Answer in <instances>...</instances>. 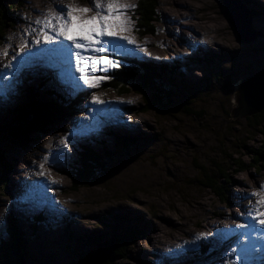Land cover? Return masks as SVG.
<instances>
[{
  "label": "rangeland",
  "instance_id": "1",
  "mask_svg": "<svg viewBox=\"0 0 264 264\" xmlns=\"http://www.w3.org/2000/svg\"><path fill=\"white\" fill-rule=\"evenodd\" d=\"M6 1L16 7L9 15L0 11V26L8 24L0 39V61L6 59L0 63V153L13 168L8 173L9 189L3 190L0 183V245L11 237L8 231L13 215L20 227L32 235L28 264L57 261L74 264L78 253L76 242L67 238L69 233L79 241V237L96 226L107 231L115 223L114 215H121L126 219L121 221L123 225L146 228L148 240L130 244L125 258L113 264H227L229 260L235 264H264V226L242 215L255 202L245 197L264 184V160L257 172L255 168L243 172L234 163V159L251 163L253 150L264 149V134L251 128L249 123L255 120H249V116L232 117L233 109L238 106L239 83L229 87L232 81L239 82L264 69V0H226L249 13L250 32L256 36L250 43L240 41L226 13L225 0H159L155 30L149 34L138 20L139 0H124L135 5L128 16L133 22L129 33L137 43V50L119 47V51L105 53L119 64L107 71L94 72L95 76L106 77L94 88L84 85L74 68L65 70L55 66L68 67L60 61L42 57V61L50 63L38 60L33 67L20 69L13 60L16 53H29L35 47L28 33L17 30L14 24L22 17L23 20L30 17L31 27L27 30L31 33L30 29L36 27L34 21L42 19V13L57 11L71 0H28L32 2L30 6L25 4L26 0ZM76 2L83 7L91 4L90 0ZM23 27L27 31V26ZM25 43L28 50L21 51ZM107 47L111 49L112 45ZM5 50L7 55L3 54ZM216 55L232 58L211 61ZM132 62L137 69L145 63L180 68L175 74L167 73L172 82L165 88L159 85L145 93L137 86L124 94L108 88L112 72ZM169 87L178 93L173 94ZM30 89L36 90L42 104L52 101V92L61 95L58 102L64 98L76 100L83 95L78 107L68 113L57 130H37L31 141L19 143L7 127L17 126L14 112L20 104L28 103L26 93ZM154 94L161 96L159 107L144 111L147 100L153 99L149 96ZM189 97L190 104L183 102ZM116 108L123 119L120 124L110 120L109 115ZM261 129L264 131V126ZM119 135L137 139L134 144L127 143L132 155L126 157L117 152L118 147H124L117 145ZM87 145L102 155L115 152L114 165L98 181L74 189L65 170L78 164L80 152ZM199 165L209 169L215 183H222L221 190L216 192L196 183L202 176ZM28 166L30 173L26 170ZM221 166L227 168L228 180L221 177ZM3 170L0 167V175ZM42 170L53 184L43 186L40 195H27L32 192L29 181L40 179ZM41 178L47 182L46 177ZM21 179L26 181L24 186L16 183ZM17 191L22 198L17 196ZM17 203L25 205L18 207ZM41 213L45 218L34 232L30 226ZM239 224H255V231L238 228ZM69 228L72 232H68ZM158 228L163 240L176 237L181 238L172 242L176 246L189 243L174 252L175 259L168 260L155 252L154 247L159 244H155L154 231ZM201 233L206 238L197 239ZM237 241L241 243L234 245ZM45 242L51 243L57 261L50 255L42 258L41 243ZM205 243L209 253L203 252L201 246Z\"/></svg>",
  "mask_w": 264,
  "mask_h": 264
},
{
  "label": "trees",
  "instance_id": "2",
  "mask_svg": "<svg viewBox=\"0 0 264 264\" xmlns=\"http://www.w3.org/2000/svg\"><path fill=\"white\" fill-rule=\"evenodd\" d=\"M159 0H139L137 12L139 14L138 20L140 21V25L143 26L144 31L146 33H152L155 30V21L157 20L158 14V6ZM15 4L11 2H3L0 11H4L6 15H9L11 10H14ZM256 16V13H253ZM7 22L5 25L0 26V39L4 33V28L7 26ZM223 58V60L227 61L228 58L226 55L215 56L211 61L219 60ZM239 60V58H236ZM178 65H170V67H165L164 65H156L153 63H145L143 64V68L137 69L134 63H129L126 66L119 67L113 72L112 80L108 84V88L115 89L118 93L124 94L129 92L133 88L139 87L138 90L141 92H145L148 89H152V87L161 86L167 87L168 84L172 82V80L167 76L169 72L171 75L175 74L179 71ZM254 72V71H253ZM251 73V72H250ZM241 80V79H240ZM239 80V82H240ZM238 81H232L229 87L234 88ZM184 84V82H182ZM171 86V85H170ZM44 86H42L43 88ZM171 88V87H169ZM157 89V88H156ZM172 91L174 90L171 88ZM176 90V89H175ZM30 92L27 91V99L28 103L23 106L20 104L19 108L15 110L16 114V122L17 126L14 128L7 127L10 130L11 137L21 143L23 141L29 142L31 141V135L35 132L40 131H50L57 130L61 124V121L68 117V113L72 112L75 107H78L79 100L82 96L76 100L63 99L61 100V95L52 92L54 95L51 98L52 101L49 100L46 104H42L40 101V96L36 93L35 89H30ZM140 92V93H141ZM173 94L176 95L177 91H173ZM157 96V97H156ZM52 97V96H51ZM149 97H153L150 101L147 100V105L143 108L144 111L156 109L159 107L158 100L161 97L159 94H154ZM191 97L186 98L183 102L190 104ZM64 101V102H63ZM162 105V104H160ZM261 117V120H257V118ZM249 120L253 119L256 121H250L251 128L254 130H258L264 134V131L261 129V126H264V110L255 115H251L248 117ZM4 128V127H3ZM6 128V127H5ZM5 130V129H4ZM117 145L124 146L118 147V153L122 152L126 157L132 155L131 148L127 146V143L132 142L134 144L137 142V139H131L126 136L119 135L117 136ZM25 142V143H26ZM124 149L123 151H121ZM255 156L251 163H244L241 160L234 159V163H238L240 166V170L245 172L251 168L260 169L261 163L264 160V149L253 150ZM115 152H108L105 155L100 154L96 149L91 146H85L82 148L80 152V157L78 160V164L73 166L70 170H65V173L72 179V188L77 189L82 185H87L92 182H96L99 180L100 176L112 171L113 168V158L115 157ZM111 160V161H110ZM0 167L3 170L2 175H0V183L1 188L5 191L9 189V179L8 173L13 168V165L6 159L5 156H2L0 153ZM199 172H202L201 178L196 180V183L204 186L208 189H212L216 192L221 190L222 183L216 182L214 180L213 174L209 172V169L199 165ZM220 175L223 179H227L230 177L227 168L224 166L219 167ZM11 217V215H10ZM127 217V216H126ZM45 218L44 214L41 213L34 223L31 224L32 231L36 232L39 223L43 221ZM115 223L107 231H101V229H97V226L91 230L89 233L85 234L84 237H79V241H76L72 233H69L67 236L69 241L76 242V253H78V257H76L74 264H94V254L102 248H105L107 251V257L102 264H113L120 259L125 258V253L128 249V246L134 242L145 239L146 228L142 226H136L132 228L129 225H123L121 221H126L125 217L121 215H114ZM100 220H103L100 218ZM10 228L8 231V239L3 240L0 245V264H28L26 262L27 257L30 255L28 248L30 247V236L25 229L20 227L18 219L13 215L10 218ZM122 225V226H121ZM129 226V227H126ZM68 232H72L71 228L68 229ZM67 232V233H68ZM72 244V243H70ZM208 243L203 244V252H208L204 247H208ZM94 247V248H93ZM89 248V249H88ZM97 248V250H95ZM211 252V250H210ZM209 253V252H208ZM206 254V253H204ZM210 258L212 254H210Z\"/></svg>",
  "mask_w": 264,
  "mask_h": 264
},
{
  "label": "snow or ice",
  "instance_id": "3",
  "mask_svg": "<svg viewBox=\"0 0 264 264\" xmlns=\"http://www.w3.org/2000/svg\"><path fill=\"white\" fill-rule=\"evenodd\" d=\"M93 7L80 6L76 0L59 6L57 11L42 13V19L34 21L36 27L31 29L37 35V39L31 43L49 45H64L62 50L67 51L70 57L75 58V71L79 73V80L89 88L97 87L100 80L106 77H98L94 72L107 71L109 68L118 66L119 61L108 58L105 53L110 50L119 51L120 41L134 44L135 41L125 33L131 31L133 23L128 16V11L135 5L127 4L124 0H92ZM90 13H92L90 15ZM107 38V39H106ZM112 45V49L107 47ZM28 50L27 43L21 45V51ZM30 53V50H28ZM4 55H7L5 50ZM16 53L13 60L19 56ZM7 65L6 67H11ZM96 100L95 97H93ZM96 102H99L98 100ZM66 147V145H65ZM245 199L253 200L254 203L245 209L246 215L255 224L264 226V184L259 190L252 192ZM255 224H239L238 228H252ZM247 235V233H242ZM206 238L203 233L197 239ZM235 252V249L232 250ZM227 264H235L229 260Z\"/></svg>",
  "mask_w": 264,
  "mask_h": 264
},
{
  "label": "bare ground",
  "instance_id": "4",
  "mask_svg": "<svg viewBox=\"0 0 264 264\" xmlns=\"http://www.w3.org/2000/svg\"><path fill=\"white\" fill-rule=\"evenodd\" d=\"M186 1V0H185ZM34 2V1H33ZM61 2V1H60ZM90 2H91V4H90V6H89V8H92L93 7V2H92V0H90ZM89 2V3H90ZM183 1H181V3H182ZM187 2V1H186ZM256 2V1H255ZM67 3V2H66ZM257 3V2H256ZM25 4L26 5H31L32 4V2L31 1H28V0H26V2H25ZM190 4V3H189ZM261 4V3H260ZM33 6V5H32ZM31 6V7H32ZM264 6V5H263ZM37 8V7H36ZM189 8V7H188ZM35 9V8H34ZM49 9V8H48ZM48 9H46V10H48ZM190 11V10H189ZM39 14V13H38ZM37 14V15H38ZM21 17V16H20ZM37 17V16H36ZM35 17V18H36ZM30 18V17H29ZM29 18H24V20H23V17L22 18H20V20H18V22L16 23V24H14V27L17 29V30H19V31H22V32H24V34L25 35H27V33H28V39L30 40V41H33V40H35V39H37L38 37H37V35L35 34V33H33V34H31L27 29L29 28V26L31 25L30 23H28L29 21H30V19ZM170 21V20H169ZM32 23V22H31ZM23 25L25 26H27L26 27V30L27 31H25V28L23 27ZM33 25V24H32ZM35 25V24H34ZM31 27V26H30ZM191 27V26H190ZM207 27H209V26H207ZM197 28H198V26H197ZM204 28V27H203ZM32 29V28H31ZM30 29V30H31ZM203 31V30H202ZM17 33V32H16ZM204 33V32H203ZM15 35V34H14ZM125 35H128V36H130L131 38L133 37V36H131L132 34H130L129 32H127V33H125ZM207 35H208V33H207ZM192 37V36H191ZM206 37H208V36H206ZM15 38V37H14ZM19 39V38H18ZM42 39V38H41ZM107 39V38H106ZM13 40H15V39H13ZM21 40V39H20ZM19 40V41H20ZM213 40V39H212ZM255 40V39H254ZM11 41V40H10ZM16 41V40H15ZM206 41V40H205ZM13 44V43H12ZM119 44H120V47L121 48H125L126 49V51H128V50H137V43L135 42L134 44H128L126 41H120L119 42ZM108 45H111V44H108ZM34 48H32L31 50H30V53H24V52H22L19 56H17V58L15 59V65L17 66V68H20V69H22V68H26V67H32V66H34V64H35V62L36 61H38V60H40L41 62H48V64L50 63L49 61H60V62H62L64 65H66V66H68V67H71V68H74L75 69V67H74V65H75V59H73L74 57H70L69 55H68V53H67V51H65V50H62L63 48H64V45H54V44H49V45H45V44H43V42H41V44H39V45H36V44H34ZM15 47H17L18 48V46H17V43L15 44ZM49 47H51L52 49H54V50H48V48ZM182 48V47H181ZM112 49V48H111ZM45 50V51H44ZM150 51V50H149ZM174 52V51H173ZM182 53V52H181ZM122 54V53H121ZM170 54V53H169ZM174 54V53H173ZM48 55V56H47ZM149 55V54H148ZM151 55H152V53H151ZM154 55V54H153ZM127 56V55H126ZM42 57H44V58H47V59H50L49 61L48 60H41L42 59ZM158 57V56H157ZM162 57V56H161ZM1 58V57H0ZM41 58V59H40ZM4 62H6V59H1V61H0V63H4ZM128 100V99H127ZM129 103H130V101H129ZM113 115H111V113H110V120H112V121H114V123L115 124H120V123H122L123 122V119L121 118V114L119 113V110L116 108V109H114L113 110ZM111 124V123H110ZM112 125V124H111ZM95 130V129H94ZM61 147V146H60ZM61 149V148H60ZM31 165V167L32 166H34L35 164H30ZM25 166H26V164H25ZM39 165H37V167H38ZM31 167L30 166H28V167H26V170H27V172L28 173H30V169H31ZM25 168V167H24ZM40 169V168H39ZM44 170V169H43ZM41 171V172H43L42 174H41V176H40V179H35V183L34 182H32V181H29V183H28V187L30 188V190L32 191V192H27L26 194L27 195H29V196H31L30 195V193L32 194V196H34L33 194H41V189L43 188V186H48V184L49 183H52L50 180H51V178H48L45 174H44V171ZM32 171V170H31ZM35 171V170H34ZM46 171V170H45ZM19 172V171H18ZM18 172H16V173H18ZM35 173V172H34ZM41 177H46V181L47 182H45L44 180H43V178H41ZM50 179V180H49ZM53 181V180H52ZM54 181H56V180H54ZM58 182V181H57ZM16 183H18V185H25L26 184V181H24V179H21V181L19 180V181H17ZM53 184V183H52ZM46 193V192H45ZM17 196H19V197H21L22 196V194L20 193V195H19V193H18V191H17ZM22 198V197H21ZM34 202L35 201H33V202H31L30 203V205H32V204H34ZM18 204V207L19 206H22V205H25V204H20V203H17ZM203 206V205H202ZM205 206V205H204ZM134 213V212H133ZM220 214V213H219ZM162 231H161V229H156L155 231H154V233H156L155 235H154V241H155V244H159V246L158 247H154L155 248V252L156 253H159V254H162V255H164L168 260H170V258L171 257H173V259H175V257H176V255L174 254V252H176V250L177 249H183V247L185 246V245H188L189 243H186V244H181L180 246H176V245H174V244H172V242H177V241H180L181 240V238H176V237H173L171 240H169V239H166V240H163V239H161L160 238V233H161ZM229 232H231V231H229ZM233 233V232H232ZM236 235H239V233H236ZM220 240V239H219ZM228 240V239H227ZM184 242V241H183ZM185 243V242H184ZM241 242H239V241H237L236 243H234V245L235 244H240ZM50 244L51 243H47V242H45V243H41V248H42V253H41V256H42V258L43 259H45L48 255H50L51 256V258H52V260H58L57 259V256L55 255V252H54V250H52V248H51V246H50ZM177 253H180V252H177ZM264 257V256H263ZM59 258H61V256H59ZM54 264H58V261L57 262H55Z\"/></svg>",
  "mask_w": 264,
  "mask_h": 264
},
{
  "label": "water",
  "instance_id": "5",
  "mask_svg": "<svg viewBox=\"0 0 264 264\" xmlns=\"http://www.w3.org/2000/svg\"><path fill=\"white\" fill-rule=\"evenodd\" d=\"M5 0H0V7ZM225 10L238 34L240 41L250 43L253 41V34L250 32V15L242 9L236 8L229 1H224ZM254 38V39H253ZM236 99L238 106L233 109L232 117L238 119L255 115L264 110V69L241 79L236 87ZM107 256L105 248L94 254V264H102Z\"/></svg>",
  "mask_w": 264,
  "mask_h": 264
}]
</instances>
